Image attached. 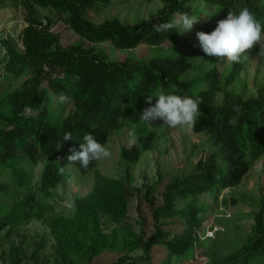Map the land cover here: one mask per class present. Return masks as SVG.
Returning <instances> with one entry per match:
<instances>
[{
    "label": "trees",
    "instance_id": "16d2710c",
    "mask_svg": "<svg viewBox=\"0 0 264 264\" xmlns=\"http://www.w3.org/2000/svg\"><path fill=\"white\" fill-rule=\"evenodd\" d=\"M114 1H10L14 9L24 11L26 24L20 32L22 48L7 38L0 40L4 47V52L0 51V78L8 83L0 91V167L10 169L17 182L26 185L29 178L22 163L45 159L39 178V189L45 196L54 195L63 178L69 176V168L81 175L93 173L90 191L74 198L72 215L53 214L46 219L61 259L74 254L92 258L109 247L121 254L105 264H153L154 245L161 244L174 255L186 253L193 245L202 216L210 207L200 203L202 194L237 185L250 164L264 157V84L253 96L245 97L227 88L243 62L232 64L223 75L216 67V57L205 55L196 62L202 51L197 32L211 33L229 11L238 14L244 7L264 25V0H161L154 16L138 19L132 28L114 17L100 22L90 19V12L99 13ZM182 13L197 19L191 30H153V25L170 22ZM57 22L90 45L63 44L60 34L52 29ZM104 42L119 49L145 44L156 51L167 45L175 54L109 59L94 46ZM189 69L195 75L182 78ZM173 85L174 94L202 99L200 114L191 128L208 134L212 149L193 171L167 184L159 204L153 205L151 188L145 189L143 195L150 202L153 220L152 232L146 235L129 222L133 189L125 179L102 174L97 161L83 168L67 157L70 149L79 150L85 133L104 145L110 134L126 125L124 117L132 115L136 141L122 147L120 157L135 163L143 151L154 147L158 136L137 115L156 103L155 95L170 93ZM51 94L72 100L67 114L54 107ZM148 95H154L151 105L146 103ZM234 106L240 111H233ZM233 119L235 123H230ZM68 132L72 139L64 140ZM61 160L68 166L63 168ZM261 165L264 168V158ZM17 204L25 209L23 218H41L46 207L37 202L35 192H27ZM105 220L115 223L109 232L103 229ZM179 224L182 228L168 238L165 226ZM252 228L240 246L214 257L211 264H264V186ZM135 249H141V254H130Z\"/></svg>",
    "mask_w": 264,
    "mask_h": 264
},
{
    "label": "rangeland",
    "instance_id": "374dc122",
    "mask_svg": "<svg viewBox=\"0 0 264 264\" xmlns=\"http://www.w3.org/2000/svg\"><path fill=\"white\" fill-rule=\"evenodd\" d=\"M10 1L0 0V40L7 38L20 49L22 48L20 32L26 24L24 11L21 8L14 9ZM161 5V0H115L99 13L90 12V19L93 22H100L114 17L127 28H132L138 19L154 16ZM39 11L42 14L46 13L43 9ZM52 29L60 34L63 44L90 45L61 22L55 23ZM94 46L103 51L109 59H123L126 56L148 59L157 55L175 54V51L167 45H163L158 51L154 46L145 44L129 49H119L106 42ZM0 51L4 52L1 42ZM259 51L258 46L257 51L246 54L247 59H244L241 70L227 86L230 91L250 97L255 94L258 86L264 84V55H259ZM205 55L201 51L196 62ZM215 64L221 75L232 65L224 59H218ZM194 75L195 71L189 69L181 77L190 79ZM43 85H46V82ZM7 86L6 80L0 78V91ZM51 96L54 107H59L63 114H67L72 108V100L65 95L55 97L51 94ZM61 96L64 97L63 102ZM140 116L141 113L137 115L139 119ZM124 120L126 125L108 136L104 145L111 152V156L97 161V169L104 175L125 179L127 186L133 189L129 201V222L135 229H141L148 235L152 232L153 223L149 200H152L153 205L159 204L167 184L193 171L198 160L211 151L212 145L208 134L203 131L196 132L192 128H170L160 120L146 122L148 127L155 129L158 134L154 147L143 151L135 163L129 164L120 157V151L122 147H130L136 141L134 118L128 115ZM262 158L250 164L237 185L217 188L213 194L204 193L200 196V203L210 207L202 216L194 243L186 253L174 255L161 244L154 245L151 254L152 263L211 264L214 257H221L240 246L253 232L254 216L259 209L262 186H264ZM45 162V159L39 158L37 161L25 160L22 163L29 178V183L26 185H20L10 169L0 167V264H88L89 262L105 264L116 260L121 252L109 247L92 258L74 254L61 259L57 255L55 239L46 219L53 214L72 215L74 198L90 191L93 173L81 175L75 169L69 168V176L63 178L54 190V195L45 196L39 189V178ZM60 164L64 168L69 163L61 160ZM148 187L151 188V193L150 199L146 200L143 194ZM27 192H35L37 202L46 204L41 218L22 217L25 209L17 203ZM182 202L183 200L178 203ZM113 227H115L113 222L105 220L103 223L105 232H109ZM181 228L180 224L165 226L167 237H171ZM130 254L140 255L141 249H135Z\"/></svg>",
    "mask_w": 264,
    "mask_h": 264
},
{
    "label": "clouds",
    "instance_id": "9594fccd",
    "mask_svg": "<svg viewBox=\"0 0 264 264\" xmlns=\"http://www.w3.org/2000/svg\"><path fill=\"white\" fill-rule=\"evenodd\" d=\"M197 19L187 13L170 22L153 25L155 32H169L173 28H179L180 32L192 29ZM199 47L210 57L224 59L231 64H239L247 59L246 53L259 46V55H264V25L247 7L242 8L238 14L228 12L226 18L217 21V26L211 33L199 31L196 33ZM175 86L168 94L163 92L155 95L156 103L143 109L140 121L152 122L160 120L170 128H191L200 114L199 105L202 99L187 94H174ZM152 96L148 95L146 103L152 104ZM64 101V97H60ZM233 111L239 112V106H234ZM235 123V120H230ZM64 140H71L72 134L65 133ZM71 155L67 157L70 162H79L81 167L87 168L92 161H99L111 156V152L105 145L98 142L91 133H85L79 150L70 149ZM63 169V168H62Z\"/></svg>",
    "mask_w": 264,
    "mask_h": 264
}]
</instances>
